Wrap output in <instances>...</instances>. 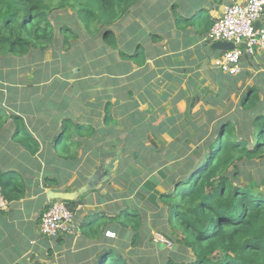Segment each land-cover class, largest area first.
Listing matches in <instances>:
<instances>
[{
    "label": "crops",
    "instance_id": "1",
    "mask_svg": "<svg viewBox=\"0 0 264 264\" xmlns=\"http://www.w3.org/2000/svg\"><path fill=\"white\" fill-rule=\"evenodd\" d=\"M227 4L229 0H137L128 15L110 26L115 47L104 42L101 32L82 29L68 40L56 39L45 50L49 54L38 51V59L26 64L32 66L34 86L16 84L15 75L5 78L0 71L2 105L10 114L25 117L26 133L37 146L23 143L14 134L15 122L3 119L0 172L18 174L23 189L19 196L6 198L7 210L0 211V264L46 263L41 257L58 247L65 264H88L101 247H112L113 239L104 233H116L112 218L121 209L134 206L133 199L137 206L151 204L150 191L143 190L151 178L157 191L171 188L158 175L186 148L181 141L201 135L193 133V124L212 127L238 104L224 79H238L235 88H241L264 57L261 51L244 59L237 76L212 65L217 53L207 32ZM46 80L53 84L45 88L41 84ZM7 82L15 83L13 90L2 87ZM107 104V120L114 119V125L102 133ZM75 125L88 131L78 133ZM61 135L65 152L74 157L56 156L54 142ZM161 140L170 142L161 146ZM152 145L166 161L143 160ZM176 145L178 150L170 151ZM63 196L81 199L71 210L75 228L45 237L39 233L42 213L52 201L65 200ZM147 209L139 211L149 215ZM91 224L97 230L87 234Z\"/></svg>",
    "mask_w": 264,
    "mask_h": 264
},
{
    "label": "trees",
    "instance_id": "2",
    "mask_svg": "<svg viewBox=\"0 0 264 264\" xmlns=\"http://www.w3.org/2000/svg\"><path fill=\"white\" fill-rule=\"evenodd\" d=\"M53 1L0 0V57H23L38 51L43 53L51 46L57 39V30L49 20ZM136 1L81 0L78 15L88 32H91L90 24L93 22L97 24L96 31L106 27L103 40L112 45L114 36L110 30L111 24L125 16L127 9ZM59 29H62L61 39L68 40L67 26ZM237 81L235 78L224 79V87L230 93L237 94ZM225 95L228 97L229 94ZM259 96L253 87H248L241 94L233 112L223 120L212 127L193 124V133L201 135L196 134L192 140L181 141L186 148L172 156L174 170L158 175L161 179L166 177L172 189L157 191V182L153 178L143 188L150 191L153 206L160 201L164 203L163 210L168 213L171 229L162 230L170 245L151 241L149 244L170 250L174 245L172 235L175 229H179L181 233L176 236V245L190 249L193 254L192 259L186 260L172 254L165 264H264V189H260L255 182H238L242 175L238 164L253 162L264 156V114L260 110L262 104ZM108 106L104 110L106 120L111 116ZM3 117L0 114V128ZM11 119L16 125L14 134L22 131V126L18 127L22 122L21 117L12 115ZM241 124H245L244 129L239 127ZM75 127L78 133L88 131L79 125ZM22 141L25 144L31 142L37 148L34 138L27 133L23 134ZM60 147L63 152L66 151L63 140ZM65 153L67 155L62 157L64 160L74 157ZM17 176L15 173L0 172V187L5 198L19 196L22 191L23 183L18 181ZM62 202L73 210L77 204H81V199ZM112 219L118 223L114 228L118 237L122 234L125 238L124 229L129 227L133 232V242L139 240V229L142 224L145 226V219L139 210L126 206ZM92 227V230H86L87 234L96 229ZM95 233L98 234L99 230ZM31 264L46 263L35 261ZM88 264H128V259L109 246L101 247L96 258Z\"/></svg>",
    "mask_w": 264,
    "mask_h": 264
},
{
    "label": "rangeland",
    "instance_id": "3",
    "mask_svg": "<svg viewBox=\"0 0 264 264\" xmlns=\"http://www.w3.org/2000/svg\"><path fill=\"white\" fill-rule=\"evenodd\" d=\"M80 1L81 0H54L53 1V5H51V13L49 16V20L53 24V26H55L57 30V35H56L57 40L58 39L61 40L62 29H59L60 27L67 26L69 30L68 32L69 37H73L74 34H76V31H79L82 29L84 30V27H83L84 23L81 20L80 16L78 15V11L81 7ZM135 3H133L127 9L126 15L129 14L131 7L134 6ZM177 19L180 20V18H177ZM96 28H97L96 23L93 22L90 24L91 31H96ZM106 29L107 28L105 27L104 29L99 30V32H101L102 39H103V32ZM55 43L56 41L53 44ZM116 45H117V41L115 38L111 46L115 47ZM48 49L49 48H47V50ZM46 51L44 54L48 53ZM38 53L39 52H37V55H35L34 53L31 52L23 57H17L16 55L15 56L6 55L3 57H0V71L2 72L5 78H13L12 76L15 75V79L17 80L16 84L25 85V86H34L35 84L30 81L31 76H32V66L31 65L26 66V64L34 62L36 58L38 59ZM120 54L126 55V53L123 51H121ZM17 59L19 60V63ZM54 64H56L54 61L51 62V66L57 69L55 66H53ZM253 71H256L257 73L253 76L252 74H250L251 76L250 78H248L249 80L241 83L242 84L241 88L236 85L237 94L233 102L234 103L238 102L240 98L239 95L242 94L248 87H253L260 95L259 96L260 104H262V109L260 110L264 114V57H261V59H259V63L254 65ZM58 72L60 74L62 73L61 71H58ZM59 78H60L59 75L56 76L53 83L59 80ZM14 84L15 83L13 82H7L5 84H2V87H5V88L10 87V89L13 90ZM47 84H49V82L46 80L41 85H44L46 88ZM51 84H49V86H51ZM0 98H1V94H0ZM0 114H2V116H4L3 118H6L7 120L11 118L12 115H14V114H10L6 110V108L2 105L1 99H0ZM20 117H21L22 122L20 123V126L18 127L22 126L21 127L22 131L15 134L16 137H18V139H21L23 134L26 133V130H27L26 125H24V122H23V119H25V117L24 116H20ZM64 118L70 119L68 116H65ZM113 123H114V119H112L111 121H106L104 124L105 128L102 131V133H106L107 131L111 132L112 131L111 127L114 125ZM239 127H242V129H244L245 124H241L239 125ZM113 134L116 135V132L114 131ZM135 136L140 137L141 135H135ZM62 140L65 141V137H63L61 140L59 138L58 141L54 142L55 148H57L56 156L60 157L61 159L63 156L67 155L65 152H63L62 148L60 147V142ZM161 141H162L161 146H165L166 144L170 142L168 140H165V141L161 140ZM177 150H178V145L172 147V150L170 151H177ZM165 152L167 154L168 150H165ZM144 153L146 154L147 158L143 160L147 164H153L157 160H159V163L167 160V158H162L160 156L157 150V147H154L153 145H152V148L147 149L146 151H144ZM174 168L175 166H173L171 163L163 170V172L166 174H169L170 171L174 170ZM238 168L241 169L242 171V175L238 178V182H242V183L255 182L257 183L256 185H258L260 189L262 190L264 189V156L253 160V162L247 161L245 163H240L238 164ZM135 200L136 199L131 200V202L134 203V206H131V207H134L137 210H139L140 208H145L146 210V207L150 208L149 210L147 209L150 214L146 215L145 213L143 216V220L145 217L147 222H145V226L142 224L139 229L141 231L139 235V240L136 243L133 242V239H132L133 232L130 231L129 230L130 228L128 227L126 228L127 230L124 229V231H126L125 238L124 236H122V234H120L118 237V233H116L117 237L109 241V244H112V247L116 248L117 251H119V253L122 256L128 259V264H162V263L165 264L167 258L173 255H176L177 258L183 259V260H186L188 258L192 259L193 254L190 249H183L181 246L176 245L177 243H175L176 236H179L181 233L179 229H175V233H173L174 235H172L173 236L172 238L174 240L173 242L174 245L172 246V249L170 250L159 249L157 246H153L149 244L150 243L149 241H151L152 243L160 241L158 239L159 237L158 234L162 235V230H166V231L171 230L168 213L166 210H163V211L159 210L161 207L163 208L164 206V203H162L161 201L157 203V206H153L149 203H147L146 205H144L143 203H139L137 206ZM115 224L118 225L117 221H115ZM64 259H65V255L60 251L59 247L56 248L55 250L51 249L50 252L47 251L44 254V256L41 257V260L48 264H65Z\"/></svg>",
    "mask_w": 264,
    "mask_h": 264
},
{
    "label": "built area",
    "instance_id": "4",
    "mask_svg": "<svg viewBox=\"0 0 264 264\" xmlns=\"http://www.w3.org/2000/svg\"><path fill=\"white\" fill-rule=\"evenodd\" d=\"M207 40L230 41L234 44V48L230 50L215 52L217 54L212 65L223 74L239 75L244 59L264 51V0H229V4L210 26ZM7 207L8 201L0 187V211H6ZM74 228L73 213L60 200L47 206L39 222V233L50 238L69 234ZM104 235L107 238H116V233L109 230ZM158 235V243L170 245L163 235Z\"/></svg>",
    "mask_w": 264,
    "mask_h": 264
},
{
    "label": "water",
    "instance_id": "5",
    "mask_svg": "<svg viewBox=\"0 0 264 264\" xmlns=\"http://www.w3.org/2000/svg\"><path fill=\"white\" fill-rule=\"evenodd\" d=\"M257 25H258V23L255 24V26H257ZM210 48L213 51V53H215L217 51L230 50V49L234 48V44L230 41H215V42H211ZM96 174L100 175L99 170L97 171ZM63 197L65 198V200H70L69 196H63Z\"/></svg>",
    "mask_w": 264,
    "mask_h": 264
}]
</instances>
